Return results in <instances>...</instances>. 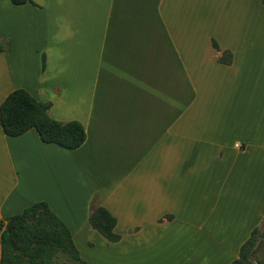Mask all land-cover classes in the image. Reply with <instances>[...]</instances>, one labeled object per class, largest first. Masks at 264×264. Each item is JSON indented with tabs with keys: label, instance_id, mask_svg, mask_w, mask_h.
I'll return each instance as SVG.
<instances>
[{
	"label": "crops",
	"instance_id": "crops-1",
	"mask_svg": "<svg viewBox=\"0 0 264 264\" xmlns=\"http://www.w3.org/2000/svg\"><path fill=\"white\" fill-rule=\"evenodd\" d=\"M33 1H0V107L25 89L87 138L0 123V221L46 202L87 264L237 260L264 224L261 0ZM95 199L119 242L91 226Z\"/></svg>",
	"mask_w": 264,
	"mask_h": 264
},
{
	"label": "trees",
	"instance_id": "trees-1",
	"mask_svg": "<svg viewBox=\"0 0 264 264\" xmlns=\"http://www.w3.org/2000/svg\"><path fill=\"white\" fill-rule=\"evenodd\" d=\"M1 1V0H0ZM14 5L33 4V0H11ZM264 5V0H261ZM214 47L219 50L214 42ZM10 40L0 38V53H10ZM232 63V53L225 52L219 59ZM45 57L43 58V70ZM51 102L37 100L29 91L16 89L0 107V123L6 136L19 137L35 129L46 144L76 150L87 138L79 121L59 122L49 115ZM92 205L91 226L107 241L116 243L121 236L115 232L117 219L102 205ZM264 239V230L255 228L243 244L237 260L231 264H261L253 259L258 243ZM1 264H87L73 240L67 225L51 210L46 202H36L21 213L0 221Z\"/></svg>",
	"mask_w": 264,
	"mask_h": 264
},
{
	"label": "rangeland",
	"instance_id": "rangeland-1",
	"mask_svg": "<svg viewBox=\"0 0 264 264\" xmlns=\"http://www.w3.org/2000/svg\"><path fill=\"white\" fill-rule=\"evenodd\" d=\"M261 230H264V224L262 225ZM253 259L261 264H264V239H261L258 243Z\"/></svg>",
	"mask_w": 264,
	"mask_h": 264
}]
</instances>
